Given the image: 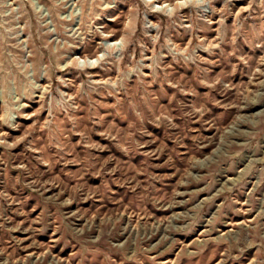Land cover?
I'll return each instance as SVG.
<instances>
[{"label":"rangeland","instance_id":"rangeland-1","mask_svg":"<svg viewBox=\"0 0 264 264\" xmlns=\"http://www.w3.org/2000/svg\"><path fill=\"white\" fill-rule=\"evenodd\" d=\"M0 264H264V0H0Z\"/></svg>","mask_w":264,"mask_h":264},{"label":"bare ground","instance_id":"bare-ground-1","mask_svg":"<svg viewBox=\"0 0 264 264\" xmlns=\"http://www.w3.org/2000/svg\"><path fill=\"white\" fill-rule=\"evenodd\" d=\"M188 1H189V0H188ZM167 5H168V4L162 5V7H163V6H167Z\"/></svg>","mask_w":264,"mask_h":264}]
</instances>
